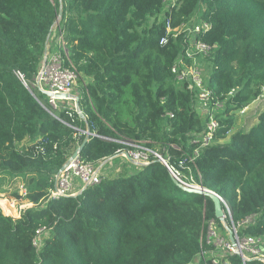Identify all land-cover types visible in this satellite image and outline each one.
<instances>
[{
  "label": "trees",
  "instance_id": "trees-1",
  "mask_svg": "<svg viewBox=\"0 0 264 264\" xmlns=\"http://www.w3.org/2000/svg\"><path fill=\"white\" fill-rule=\"evenodd\" d=\"M200 21L208 27L193 35ZM167 23L178 29L167 33ZM59 35L79 74L83 115L69 116L70 101L54 108L30 87ZM191 39L210 48L188 56ZM179 58L199 71L211 93L206 104L191 79L172 71ZM262 96L264 0H178L173 7L163 0H0V190L7 178H22L25 193L13 194L32 204L18 217L0 207V264H192L196 256L197 264H213L201 254L211 248L205 221L223 226L211 199L182 191L151 152L143 162L119 155L131 149L121 140L216 192L234 224L252 216L240 234L264 236V107L248 129L231 132L234 112ZM210 113L218 126L202 145L195 140ZM67 123L97 136L77 140ZM86 137L79 157L98 165L110 158L111 173L51 198L62 165ZM39 138L44 152L31 148ZM227 257L243 264L237 254Z\"/></svg>",
  "mask_w": 264,
  "mask_h": 264
},
{
  "label": "built area",
  "instance_id": "built-area-1",
  "mask_svg": "<svg viewBox=\"0 0 264 264\" xmlns=\"http://www.w3.org/2000/svg\"><path fill=\"white\" fill-rule=\"evenodd\" d=\"M163 1L165 7H173L178 0ZM207 27V22L200 21L199 23L193 24V27L190 29V32L193 35H196L199 32L204 31ZM177 29L178 28L171 27L169 23L166 24L167 33L175 32ZM60 41L62 42L61 45ZM167 41L168 37L167 34H165L160 38L159 43L166 44ZM191 41V47H188L186 51L188 56H194L198 53H206L207 50L210 48L209 45L205 44L200 40L191 39ZM57 42L60 48L63 45L65 46L64 41L62 39V35H59L57 37ZM59 47H55V45H53L52 43L51 45L49 44L46 46L44 55L42 56L41 64L38 67L32 81L30 82V87L37 88L42 93H44L45 91L50 92L52 95L59 93L69 94V97L67 98H58L52 95L46 96L49 99V103L54 108H57L59 106V104L57 103L58 100L70 101L67 113L69 116L72 117L74 111L76 113H79L77 111L75 103V96H77V94L74 90V86H76L79 74L73 64L68 61L66 48L64 50H60ZM178 63H181L183 65V68H178ZM172 71L176 74V77L179 80H183L184 78L191 79L193 81V84H195L198 88L201 89L199 93V98L203 100L202 105L206 104L207 101L211 98V93L202 86L199 71L192 65H190L189 69L186 68L182 58L177 59V62L174 63L172 67ZM18 75L19 78L23 80L22 75ZM23 83L28 88H30L24 81ZM221 105V103L215 102L216 107L219 108L221 107ZM57 118L61 120L59 117ZM205 125L206 131L204 132L202 137L195 140L197 142L201 139L202 145H206L211 140L213 132L218 126V121L216 119L215 113H210L208 115ZM71 127L76 131L74 133V137L77 140L80 139L82 134H86L87 136H97V134L94 132L80 130L74 126ZM40 141L45 142L44 140H42V138H39L38 140L34 141L35 144H31V146H33L31 147L33 151L36 150L39 152H44L42 142ZM120 142L130 146L131 149L127 151L118 150L119 155L125 156L133 162H143L147 158V153L151 152L155 156H157L164 163V165L174 173L176 179L179 182L192 186L198 185L197 183H195L192 177H189V179L184 177L180 169L178 170L177 168L169 165L165 158L161 157L156 152L151 151L147 147H144L143 145L133 142L131 140H121ZM194 153H197V150H195ZM188 159L192 161L194 157L190 155L188 156ZM107 164L108 163L105 164V162H102V164L98 165L97 163H92L81 159L79 155L75 156L56 176L54 187L50 190L49 196L51 198H58L63 195L74 194L87 185L99 183L102 177L108 176V174L111 173L112 167H109L108 171L106 166ZM24 193L25 191L23 192V194ZM223 204L228 211V217L231 221V226L226 228L225 230H222L220 225H218L214 218L205 221L206 230L203 236V240L206 244L210 245L211 248L209 250L201 252V254L206 256L213 264H230L229 259L227 257V255L229 254H237L243 264H246V262L251 259L261 260L264 264V236L239 233V229H241L242 227L244 228L252 220V216H247L244 219L238 221L236 224H234L231 220V213L224 200ZM224 219H226V215ZM224 231L226 232V234L223 233ZM39 243V239L38 237H36L33 240V244L37 245Z\"/></svg>",
  "mask_w": 264,
  "mask_h": 264
},
{
  "label": "rangeland",
  "instance_id": "rangeland-1",
  "mask_svg": "<svg viewBox=\"0 0 264 264\" xmlns=\"http://www.w3.org/2000/svg\"><path fill=\"white\" fill-rule=\"evenodd\" d=\"M55 41H57V39H55ZM61 44L62 42L60 41V45ZM65 48L66 47L64 45L61 46L62 50H64ZM183 62H184L185 67L189 69L190 65H188L185 61ZM201 67H202L203 73L205 75L208 74L209 67H208L206 59L201 60ZM78 86H79V83L77 81L76 86H74L75 87L74 90L76 93H77ZM57 102L60 103L61 100H58ZM263 107H264V96L260 97L259 99L249 104L247 108L245 109L243 108L244 110L240 109L239 111H235L234 112V115H235L234 125H233L231 132L239 128L244 129V130L248 129L249 126L253 124V122L255 121V115H256L255 113L257 112V110L258 109L260 110ZM227 140L228 138L225 141ZM107 170L109 171V169ZM22 180H23L22 178L21 179L15 178L14 180H9L7 178L1 185V188H3V191L0 190V199H4V200L6 199V202L12 206L11 212L6 213V211L2 208V205H0L2 212L6 215H10L12 217H18L20 209L31 206V203L28 202L26 199L17 198L13 194L15 191H17L19 194H23V192L25 191ZM225 215H226V219H223L224 223L222 222L223 227L220 226L222 230H225L226 228L231 226V222L228 217V211L226 208H225ZM223 233L226 234L225 231ZM198 260H199V256H196L194 261H192V264H197Z\"/></svg>",
  "mask_w": 264,
  "mask_h": 264
},
{
  "label": "water",
  "instance_id": "water-1",
  "mask_svg": "<svg viewBox=\"0 0 264 264\" xmlns=\"http://www.w3.org/2000/svg\"><path fill=\"white\" fill-rule=\"evenodd\" d=\"M27 89L32 93L30 88L27 87ZM44 94L48 95V96L52 95L50 92H47V91H45ZM52 96L58 97V98H67V97H69V94L59 93V94H53ZM75 100H76L75 103H76L77 111L80 113V115H82V112L80 110V106L78 103V96H75ZM87 139H88L87 137L83 139V141L77 146V148L72 153V155L68 158V160L62 165L60 170L64 169V167L69 163V161L72 158L79 155L80 150L82 149L83 145L86 143ZM168 171H169L170 176L173 179V182L175 183V185L177 187H179L182 191L187 192V193H192V194H200V195L209 197L213 203L215 218L219 219L220 221H222L224 219V217H225V206L223 204L224 199L222 197H220L216 192H214L210 189L204 188L202 186H199V185L192 186V185L183 184L176 179L174 173L170 169H168Z\"/></svg>",
  "mask_w": 264,
  "mask_h": 264
},
{
  "label": "bare ground",
  "instance_id": "bare-ground-1",
  "mask_svg": "<svg viewBox=\"0 0 264 264\" xmlns=\"http://www.w3.org/2000/svg\"><path fill=\"white\" fill-rule=\"evenodd\" d=\"M0 205H2V208L6 211V213H10L11 212V208L12 206L9 205L7 202H6V199H0ZM13 205V204H12ZM23 205V204H22ZM13 210V209H12Z\"/></svg>",
  "mask_w": 264,
  "mask_h": 264
},
{
  "label": "crops",
  "instance_id": "crops-1",
  "mask_svg": "<svg viewBox=\"0 0 264 264\" xmlns=\"http://www.w3.org/2000/svg\"><path fill=\"white\" fill-rule=\"evenodd\" d=\"M102 162H105V164L108 163L106 165L107 166V169H109V167H114V164H115V162L112 159H110V158L109 159H106L105 161H102ZM102 162L100 164H102Z\"/></svg>",
  "mask_w": 264,
  "mask_h": 264
},
{
  "label": "clouds",
  "instance_id": "clouds-1",
  "mask_svg": "<svg viewBox=\"0 0 264 264\" xmlns=\"http://www.w3.org/2000/svg\"><path fill=\"white\" fill-rule=\"evenodd\" d=\"M231 213V212H230ZM231 219H232V217H231ZM222 222H223V220H222ZM231 222V221H230ZM232 222H233V220H232Z\"/></svg>",
  "mask_w": 264,
  "mask_h": 264
}]
</instances>
